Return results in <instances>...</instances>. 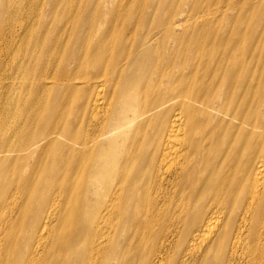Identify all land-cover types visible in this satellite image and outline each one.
<instances>
[{"label": "bare ground", "instance_id": "bare-ground-1", "mask_svg": "<svg viewBox=\"0 0 264 264\" xmlns=\"http://www.w3.org/2000/svg\"><path fill=\"white\" fill-rule=\"evenodd\" d=\"M1 80L0 264H264V0H0Z\"/></svg>", "mask_w": 264, "mask_h": 264}, {"label": "rangeland", "instance_id": "rangeland-1", "mask_svg": "<svg viewBox=\"0 0 264 264\" xmlns=\"http://www.w3.org/2000/svg\"><path fill=\"white\" fill-rule=\"evenodd\" d=\"M4 18H7L5 15L3 16ZM230 18H224V19H220L218 18L214 24V29L218 32H223L224 31V27L226 26V23L229 22ZM16 79V78H14ZM2 82V80L0 81V83ZM19 79L17 78L15 80V83H18Z\"/></svg>", "mask_w": 264, "mask_h": 264}]
</instances>
